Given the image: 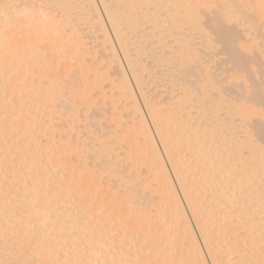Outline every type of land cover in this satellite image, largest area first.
<instances>
[{"label":"bare ground","instance_id":"bare-ground-1","mask_svg":"<svg viewBox=\"0 0 264 264\" xmlns=\"http://www.w3.org/2000/svg\"><path fill=\"white\" fill-rule=\"evenodd\" d=\"M211 8L209 24L202 22L205 10ZM91 14L102 33L101 46L110 51V63L119 75L120 95L131 100L138 115L136 123L118 131L120 117L113 109L110 120L114 127L103 124L105 135L114 136L116 143L125 142L124 156L131 160L125 167L126 179L111 158L110 141L102 136L87 133L93 144L70 140L56 146L55 164L62 166L57 171L48 144L40 142L33 130L36 125L42 136L53 135L50 116L54 113H40L36 108L39 102L52 106L56 100L68 98L64 103L66 100L75 121L88 119L77 106L84 101L89 107L90 90L96 87L100 71L91 72L81 50L74 59L75 69L65 61L76 56L81 45L80 37L76 35L72 44L68 35L77 34L75 23ZM105 21L133 73L150 118L142 110ZM228 24L233 26L226 30ZM146 25H151L148 34H144ZM239 28L248 36L264 31V0H0V264H209L194 227L212 264H230L233 255L236 264H264V159L253 163L251 158L264 150L249 151L255 144L247 127L244 156H240L241 146L230 142L234 135L231 118L224 120L213 108L218 99L231 107L230 96L219 94L214 99L209 94L206 103L199 93L200 98L191 99V86L201 82V67L206 66L198 57L202 36L207 40L231 36L233 43L238 39L245 42L239 44L243 50H258L254 37H236ZM170 38L177 44L172 57L160 54ZM132 45L136 56L129 52ZM259 51L264 56V49ZM144 55L172 72L167 74L168 86L177 90L176 95L170 94L172 98L169 95L160 103L150 99L143 84L149 73L141 59ZM233 64L240 70L257 68V60L243 62L237 55ZM192 71L196 73L189 78ZM45 72V84L29 81L34 89L27 91L28 83L16 87L21 79L34 75L40 79ZM176 80L186 81L184 92L173 89ZM64 92H70V97ZM30 94L38 97L35 104L28 101ZM193 109L204 112V123H199L201 117L192 118ZM240 110L245 118L257 113L249 102ZM148 119L177 173L195 226L174 188ZM206 123L209 125L204 126ZM188 134L192 140H200L192 160L177 153L190 141ZM220 144L225 151L212 150ZM228 151L239 158L227 159ZM258 164L263 167L257 169L259 179L253 182L249 175ZM139 166L158 174L154 185L143 179ZM185 166L196 174H187ZM137 180L141 189H137ZM224 242L223 247L214 246ZM192 255L197 259L190 258Z\"/></svg>","mask_w":264,"mask_h":264},{"label":"rangeland","instance_id":"rangeland-1","mask_svg":"<svg viewBox=\"0 0 264 264\" xmlns=\"http://www.w3.org/2000/svg\"><path fill=\"white\" fill-rule=\"evenodd\" d=\"M75 1V0H74ZM208 15V16H207ZM209 15H212V8L210 10H205V15H202V22H208V17ZM91 18L92 21H91ZM94 20V14L92 17V14L86 18L84 21H79V22H72L75 23L76 25V30L77 34L70 33L68 35V38H70V43H74V38L77 35L80 37V48H78V52L76 56H70L69 58H66L65 63H67L69 68L75 69L77 66L74 62V59H76L79 55V50H81L84 54L83 58L87 60V66L89 69H91L93 72L95 69L99 70V77L96 82V87L92 88L90 90V103L89 107L86 104V102L81 101V103L78 104L77 108L79 110V113L85 115L88 117L86 121H83L82 123L76 122V117L72 113L71 110H69V107H67V102L64 99L68 98H62L59 100H56L54 102V105H49V103L45 102H39L36 105V108L40 110V113L44 115H48L51 113H54L53 116L51 117L52 122L50 123V127L53 128L51 131L53 135L50 137L47 136H42L41 131L36 130V125L34 126V131L36 137L39 138L40 142L44 143L45 145L48 144L49 146V153L51 156V160L54 163V166L56 167L57 171H61L62 166L60 164H55V162L58 161V158L53 156V151L56 150V146L58 145H67L65 142H77V144L81 141H88L89 142V137L86 136V134H90V136H96V134L102 136L104 140L110 141V145L112 148V157L113 160L118 162V168L121 171L122 175H124V179L128 176V173L125 170L126 166H130L131 160L125 159L124 156V150L127 148L125 146V142L123 141L122 143H116L115 142V137L114 136H107L105 135L104 132V125L105 126H112L114 127L115 123L111 121V116L113 113V109H117L118 114H119V121L116 122L118 123V126L116 127V130L122 129L124 126H129L130 123L135 122L138 120V115L134 114V108L131 106V100L127 98L126 95H120V91L118 89L117 81L119 80V75L117 73V70L114 68L113 63L111 64L110 61L112 60L110 51L105 50L103 46H101V43H103L102 40V33L99 30V25L98 23H95ZM88 23L90 26H88ZM106 27L108 28L112 39L114 41V44L116 45V49L118 54L120 55V58L122 59V62L125 66V68L128 71L130 80L132 81V86L133 89L135 90L140 105L142 107L143 112L145 113V116L147 118H150L149 112L147 111L146 104L144 103L142 99L141 92L138 88L137 83L135 82V78L133 77V73L130 70L129 65L127 64V61H125V57L123 56V53L119 47V44L117 43L111 28L109 26V23L105 21ZM149 26L151 25H146L144 27V34L150 33L148 31ZM228 27L225 29L228 30L232 28V24H228ZM242 29V33L240 30ZM243 28H239V31H236V37L249 40L257 39V43H254V45L257 46L258 50L256 48H252L251 51H246L243 50L240 47V43H245L243 40L238 39L239 41L233 43L232 37L228 36H221L215 37L213 36L212 40H207L205 37L202 36V42H200V45L197 46L198 51L200 52L198 57L199 59L206 65L201 67V82L196 85V86H191L192 91V100L194 98L198 99L200 98V95L202 96L203 99H205V102L209 99H211L210 95H212V98H217L219 94H222V96L228 98L230 96L231 101H232V106L229 107L227 103L224 101H220L218 99V104L215 105L213 108L217 109L219 112V117H223L224 120L231 118V124L234 125V135L230 139V142H236V146H241V154L240 156H244L246 152L248 151L247 148L243 147L242 142L245 141L244 137V128L247 127V130L250 134L251 140L255 145L253 147L249 148V151L252 150H257V149H263L264 150V56L259 51L260 49H264V31L258 30L254 32L253 34L251 33L250 36L248 34L243 33ZM204 33H202L203 35ZM235 35V34H234ZM247 38V39H246ZM175 39L170 38L167 40L169 43L167 45V48H164L160 54H169L170 57L173 56V51L177 47V44L174 42ZM78 42V43H79ZM135 45L130 46V54L133 56H136L137 50L135 49ZM143 51V50H142ZM238 56L241 58V60L244 61H249L250 59L257 60V68L254 69H249V68H244L242 70L236 69L233 64V57ZM149 55H144L141 59L143 61V65L149 70V73L147 76H145L143 79L144 82V87L145 91L148 92V95L150 99H152L156 103H160L166 99L169 98V95L172 93L173 95H176L175 91H172V88L169 87L170 82H168V75L171 76V71H166L164 67L156 66L159 65L160 63L156 64L155 61H152L150 59H147ZM210 61V62H209ZM208 62V63H207ZM154 63V64H152ZM64 64V63H62ZM109 64V65H108ZM33 67V66H32ZM232 68V69H231ZM35 70V68L33 67ZM94 69V70H93ZM32 71V69H31ZM211 71H213L214 74H211ZM90 76H93V74ZM177 72V71H174ZM208 72H210L211 76H209ZM163 73V74H162ZM196 72L192 71L190 73V77H194V74ZM45 74V75H44ZM168 74V75H167ZM229 74H232V76H228ZM44 77H41L38 79L37 75H34L33 77H27L24 79L20 80V83L16 84V87H21L22 83H28L26 91L33 90V86L29 83V81H38L42 82V84H45L47 82L48 78V72L43 73ZM206 76L210 77V80L206 78ZM9 78L12 77V75L8 76ZM16 80V78H15ZM187 80H189L187 78ZM185 80H176L175 84L176 87L173 89H179L178 91L184 92L185 88L188 85H184ZM174 83V82H173ZM215 85V88H212L211 85ZM65 91V90H64ZM172 91V92H171ZM188 91V90H187ZM189 93L191 91H188ZM24 93V92H22ZM187 93L185 92V95ZM65 97H70L71 93L70 92H64ZM53 96V95H49ZM34 94L29 95L28 101L31 103L35 104L37 102L38 97H36ZM168 97V98H167ZM170 98H172V95H170ZM11 99V98H10ZM50 99V98H49ZM13 100V99H12ZM70 102V101H69ZM246 102H249L251 106L257 111L256 114H251L248 118H245L242 115V112L240 110V107L242 105H246ZM171 104V101L169 102ZM87 105V107H86ZM189 107V106H188ZM230 108L233 113L229 114ZM212 112V110H209ZM231 112V111H230ZM133 113V114H132ZM193 115V119H199L201 115H204V112L198 111L195 112V110H191ZM259 113V114H258ZM61 114V115H60ZM114 114V113H113ZM202 118V117H201ZM152 120L148 119V122L150 123V126H152V131L154 135L156 136L157 142H158V147L160 148V151L162 152L164 162L167 166V169L169 171L170 177L172 178V182L174 183V188L178 192L179 196L181 197L182 201L184 202V205L186 207V211L190 217V220L192 224L195 226L194 218L193 215H191L190 210L188 208L187 202L184 198V195L182 193L180 184L177 179V173L173 170L172 165L169 162V159L167 158L166 152L163 148V144L160 141V138L157 136V130L155 131V127L153 125ZM204 118L201 119L200 122L204 123ZM102 126H100V125ZM104 124V125H103ZM202 125V124H201ZM209 124L206 123L204 126H208ZM202 129V128H201ZM199 136H202V134H199ZM192 135L188 134L187 138L190 139V141L179 147L180 149L177 150V153L183 152L184 154L181 155L183 157H191V155L197 151L196 144L200 141L198 139L192 140ZM203 141V139H202ZM92 142V141H91ZM89 142V143H91ZM93 144V142H92ZM245 145V143H244ZM222 148V149H221ZM240 148V147H239ZM220 149L221 151L224 150V146L222 144L220 145H215L212 150L217 151ZM179 152V153H180ZM253 152V151H252ZM66 157H71V154H66ZM233 159L236 160L239 158L237 153L228 151V156L227 159ZM252 162L256 163L258 160L264 159V154L260 152H256L255 155L252 157ZM192 160V159H190ZM263 161V160H261ZM256 167V171L254 170L253 172L250 173L249 177L250 180L255 182L259 178H257L259 175L257 173V169L259 171L260 167L259 164ZM140 167V166H139ZM138 167V168H139ZM223 167L220 166V170ZM142 173H143V179L144 180H149L151 185H154L156 183V176L158 175L156 172H149L146 170L144 166H141L139 168ZM187 170V174H196V172H193L192 168H189L188 166H185L183 169ZM131 171V170H130ZM154 173V174H153ZM62 174H65V172L62 171ZM155 179V180H154ZM218 183H221L218 182ZM137 189H141V181L137 180L136 181ZM258 187L254 188L253 193L256 192ZM216 190H220V188H217ZM109 192V189H106L105 194ZM155 194H151L153 197ZM259 193L257 192V196L259 197ZM228 197V196H227ZM196 230V235L198 237V240L200 241V244L202 246V249L204 251V254L207 258V261L209 264H212L211 258L208 254L207 248L205 247L203 238L196 227H194ZM227 242V241H226ZM225 245L224 243H217L214 244L216 248L223 247ZM226 245H230V243H227ZM190 258L192 259H197L192 255ZM237 258L236 255L231 256L229 258V261L231 260L230 264H236L234 260Z\"/></svg>","mask_w":264,"mask_h":264}]
</instances>
